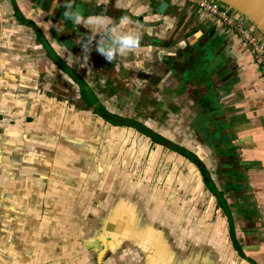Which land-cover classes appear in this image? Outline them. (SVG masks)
<instances>
[{
    "label": "crops",
    "instance_id": "0c3cea01",
    "mask_svg": "<svg viewBox=\"0 0 264 264\" xmlns=\"http://www.w3.org/2000/svg\"><path fill=\"white\" fill-rule=\"evenodd\" d=\"M162 3L0 0V264H264L260 65L208 14ZM65 4L139 47L109 62L97 33L85 52L97 25ZM56 62L168 142L89 109Z\"/></svg>",
    "mask_w": 264,
    "mask_h": 264
},
{
    "label": "clouds",
    "instance_id": "9594fccd",
    "mask_svg": "<svg viewBox=\"0 0 264 264\" xmlns=\"http://www.w3.org/2000/svg\"><path fill=\"white\" fill-rule=\"evenodd\" d=\"M64 18L71 20L74 25H82L83 27H90L97 25L95 31L87 36V42H83L85 52L89 50V45L96 37V34H103L97 41L96 50L103 55V57L111 62L117 57H124L129 52H134L139 47L140 36L126 31H118L114 27H104V19L100 16H89L85 18L79 9H72L69 5L68 9L63 13ZM129 17L121 18V23H128ZM137 67H142V62L137 63Z\"/></svg>",
    "mask_w": 264,
    "mask_h": 264
},
{
    "label": "built area",
    "instance_id": "2783aa9c",
    "mask_svg": "<svg viewBox=\"0 0 264 264\" xmlns=\"http://www.w3.org/2000/svg\"><path fill=\"white\" fill-rule=\"evenodd\" d=\"M165 1V0H157ZM172 1V0H166ZM200 9L217 23L222 24L233 35L239 38L250 50L262 70L264 78V33L245 16L233 10L219 0H180Z\"/></svg>",
    "mask_w": 264,
    "mask_h": 264
},
{
    "label": "water",
    "instance_id": "95a60500",
    "mask_svg": "<svg viewBox=\"0 0 264 264\" xmlns=\"http://www.w3.org/2000/svg\"><path fill=\"white\" fill-rule=\"evenodd\" d=\"M219 1L223 2L224 4L231 7L233 10L245 16L261 32L264 33V0H219ZM68 6H69L68 4L63 5L62 9L59 11L60 17L64 16L63 13L65 12V10L68 9ZM166 7H167V3L163 2L158 8V12L164 13ZM71 33L76 34L78 36L77 31L72 30ZM195 61L196 60L193 58L192 61H190V65L192 67L195 65V69H196L197 62ZM170 67L172 68L171 70L175 71V73L177 74L181 72H184V74H186L187 72L184 66L180 68V66L177 63H171Z\"/></svg>",
    "mask_w": 264,
    "mask_h": 264
},
{
    "label": "trees",
    "instance_id": "16d2710c",
    "mask_svg": "<svg viewBox=\"0 0 264 264\" xmlns=\"http://www.w3.org/2000/svg\"><path fill=\"white\" fill-rule=\"evenodd\" d=\"M48 47V51L51 52L52 49ZM58 59V57H56ZM59 67H63L62 63L60 62H56ZM76 80L84 87V81L82 79H78L76 78ZM93 99V98H92ZM93 101L96 102V99H94ZM95 113L99 114L101 117H103L105 120L115 124L116 122L113 121L112 119V116L109 114V112L102 106V105H98L95 109ZM117 125V124H115ZM120 125H126V126H130V127H135L137 128L140 132H142L143 134L147 135L148 137L152 138L154 141H157L158 143H165V140L159 136L157 133L153 132L151 129H149L148 127L144 126V125H140L138 123H135V122H130V121H123L121 122ZM168 142V141H167ZM174 149L178 150L179 152H181L182 154H184L185 156L189 157L190 159L198 162V158H196L197 156H195L192 152L184 149V148H181L179 146H176V144H173L172 146ZM199 164V162H198ZM200 166H202V171L204 172L205 174V181H206V184L208 185V187H210L214 192H217L216 191V188L215 186L213 185L212 181H211V178L208 174V171L207 169L203 166V164H200Z\"/></svg>",
    "mask_w": 264,
    "mask_h": 264
},
{
    "label": "flooded vegetation",
    "instance_id": "af4514ba",
    "mask_svg": "<svg viewBox=\"0 0 264 264\" xmlns=\"http://www.w3.org/2000/svg\"><path fill=\"white\" fill-rule=\"evenodd\" d=\"M159 2H166L167 1H159ZM64 17V16H63ZM48 49V47H46ZM260 68V67H259ZM64 71H66V73L72 78V80L74 81L76 87L78 86V88L80 89L81 92H83V98L85 100V103H86V106L89 108V109H93V111L95 112V109L98 105H102L104 108L105 106L103 104H101L98 99V97L96 96V94H94V92L92 91V89L90 88L89 84L86 82L85 79H83L77 72L73 71V70H70L69 68H63ZM260 72L262 74V70L260 68ZM76 78L78 79H82L84 81V87L76 80ZM264 80V78H263ZM73 86L70 85L69 88L71 89ZM86 96H88L86 98ZM93 98V99H92ZM94 99H96V102L93 101ZM106 109V108H105ZM107 110V109H106ZM108 111V110H107ZM109 112V111H108ZM109 114L112 116V119L115 117L116 118V121L118 122H123V121H130V122H135V123H138L140 125H144L146 127H148L146 124L142 123V122H139L137 121L135 118L131 117V116H125V117H122L118 114H112L111 112H109ZM149 129H151L153 132H155L152 128L148 127ZM157 133V132H155ZM158 134V133H157ZM159 136H161L160 134H158ZM165 141H168L166 140V138H164L163 136H161ZM193 153V152H192ZM194 154V153H193ZM195 155V154H194ZM196 156V155H195Z\"/></svg>",
    "mask_w": 264,
    "mask_h": 264
},
{
    "label": "rangeland",
    "instance_id": "374dc122",
    "mask_svg": "<svg viewBox=\"0 0 264 264\" xmlns=\"http://www.w3.org/2000/svg\"><path fill=\"white\" fill-rule=\"evenodd\" d=\"M71 91H72V92H75L72 88H71ZM75 98H76V100H78V101H72V102H76V103H77V102H81L77 96H75ZM94 136H95V135H94Z\"/></svg>",
    "mask_w": 264,
    "mask_h": 264
}]
</instances>
